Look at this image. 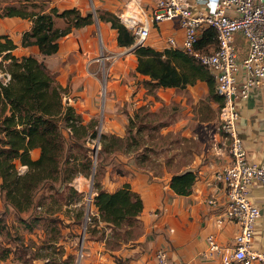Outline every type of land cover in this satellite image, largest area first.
Segmentation results:
<instances>
[{
	"label": "crops",
	"instance_id": "obj_1",
	"mask_svg": "<svg viewBox=\"0 0 264 264\" xmlns=\"http://www.w3.org/2000/svg\"><path fill=\"white\" fill-rule=\"evenodd\" d=\"M46 2L49 4L34 8H44L48 11L49 8L55 7L60 11L74 7L83 15L88 12L93 14V12L108 11L119 16L128 9L123 8V5L127 4L123 0H46ZM144 13L149 14L148 11ZM140 17L144 18V14ZM96 18L98 20L73 28L60 37L57 51L50 55L41 54L34 44L21 45L22 33L31 26V20L28 18L0 14V34L8 35L16 44V47L12 49L15 56L30 54L44 62L54 74L57 84L63 88L65 102L71 104L84 121L96 119L97 124L102 126V133L114 135L122 141L129 119L134 118L136 110L140 107L139 102L142 101V93L145 90L143 79L148 77L135 70L134 52L124 51L126 47L117 44V32L111 27L110 22ZM64 22L66 23L64 18L56 17L54 26L61 28L60 24ZM172 32H175L177 37L182 35L176 18L157 23L151 30L148 45L162 50L166 47L165 37ZM234 43L239 57H242L247 49L246 39L240 33H236ZM109 52H115L116 55ZM98 53L100 60H97L99 64H103L104 68H107L106 60L109 57L115 60L111 62L108 70L111 68L115 70L123 60L122 57L126 60V57L130 56L132 70L129 73L124 62L114 78H111L108 83L105 79L104 96L101 100L98 97V76L96 69H93L94 63L97 62L95 56ZM68 56L72 59L69 60ZM154 89L158 106L179 103L183 107L191 108L192 106L185 100L187 95L194 97L192 101L199 99L200 96L197 94L199 90L200 93L204 90L208 95L207 84L202 80L182 88L156 87ZM212 102L218 107L217 101L212 100ZM176 106L179 108L170 107V109L176 112L180 109V105ZM238 108L240 116L237 130L243 138L247 158L251 161L263 162L264 84L252 88L246 98L238 100ZM188 114L191 113L188 112ZM185 122L184 116L177 117L173 127L183 125ZM170 124L163 125L166 127L161 131L169 130ZM114 151L119 152H115L116 156L112 157L111 162L104 165V173L98 181L101 188L107 191H114L124 183H128L132 190L139 193L143 203V208L137 216L140 233L127 241L120 240L118 246L109 247L105 240L110 239L112 235L108 231L110 229H106L103 239L93 238L94 240L86 241L82 260L78 264H117L119 261L122 264H155L154 252L158 248L165 249L177 264H222L218 257L204 256L201 253L206 248V238L209 234H213L221 244H229L239 230V225L235 222H226L223 225H217L215 222V216L225 202V193L221 182L214 175L228 162V148L227 153L221 150L222 153L227 154L225 160L212 159L205 166L198 168L189 164L182 170L163 168L162 173H155L151 168L141 167L139 162L133 159V150L130 152L126 147L121 146ZM38 154V148L31 151L33 158H36ZM186 169L196 170L198 177L190 194L178 195L170 188L169 181L172 174ZM209 198H214L216 204L208 203ZM250 199L259 210L254 226L252 247L264 253V187L254 185L251 188ZM92 210L96 213L93 208ZM6 261L9 264H18L9 258ZM253 264H263V262L255 261Z\"/></svg>",
	"mask_w": 264,
	"mask_h": 264
},
{
	"label": "trees",
	"instance_id": "obj_2",
	"mask_svg": "<svg viewBox=\"0 0 264 264\" xmlns=\"http://www.w3.org/2000/svg\"><path fill=\"white\" fill-rule=\"evenodd\" d=\"M3 11L2 14L6 16L15 15L31 20L30 28L22 33L21 45L34 44L43 55L55 53L59 45L58 39L73 28L94 21L91 12L83 15L74 7L60 11L51 7L45 11L44 8L6 5ZM56 17L64 18L66 26L55 27ZM97 17L110 22L117 32L116 41L119 46L128 47L134 42L132 32L115 14L99 13ZM214 35V29L207 27L198 46L212 47ZM15 47L16 44L8 35L0 34V67L2 61H7L6 71L10 74L8 81H0V195L4 204L17 216L18 222L29 231L36 230L35 225L40 218L47 219L46 226L51 225V230L58 231L57 223H62V218L31 212L40 205L35 200L38 190L47 180H57L60 177L61 182H68L74 177L77 172L74 171L73 164L76 155L65 153L66 149L70 151L73 147H81L88 137L98 136L100 149L103 150L108 146V136L98 134L96 119L84 121L71 104L63 102V88L54 83L42 60L30 54L17 57L12 53ZM133 52L136 56L135 70L148 77L143 79V83L149 88L184 87L202 80L207 84L208 97L222 104L221 96L214 90L212 75L192 56L177 48L165 47L158 50L149 45L137 46ZM63 128L67 129V136L63 133ZM109 139H112L110 144L118 141L114 135L109 136ZM34 148L39 149L36 158L31 156ZM17 165H25L26 170L20 173ZM90 165V158H86L83 167L89 169ZM197 177V171L191 169L174 173L169 181L170 188L178 195H188ZM93 186L95 194L91 204L96 211L93 219L103 222L104 227L110 228L115 235L120 230L127 231L139 225L137 216L143 208L142 199L128 183L114 191H107L101 188L95 178ZM68 188L73 189L72 186ZM82 214L80 209L79 215ZM1 229L7 228L0 215ZM6 233L11 235L7 230ZM44 242L36 249L17 240L15 244L1 248L0 260L12 258L13 261L26 264L35 258H47L42 264H54L55 257L48 255L47 251L41 252L57 242V237ZM74 260L75 255L69 252L63 259V264H74ZM117 264L122 263L119 261Z\"/></svg>",
	"mask_w": 264,
	"mask_h": 264
},
{
	"label": "rangeland",
	"instance_id": "obj_3",
	"mask_svg": "<svg viewBox=\"0 0 264 264\" xmlns=\"http://www.w3.org/2000/svg\"><path fill=\"white\" fill-rule=\"evenodd\" d=\"M123 1L126 2L127 0ZM147 3L148 0H142V4ZM48 4L46 0H0V7L15 5L21 6L22 8H34L35 6L42 7ZM124 7L125 5H123V8ZM0 9V14L3 15V8ZM106 12L108 11L93 12V20H98L96 18L97 14ZM116 16L121 22L119 15L117 14ZM60 26L62 28L66 26V23H61ZM153 28H155V26ZM178 29L179 32L181 31L182 33V27L179 23ZM170 34L175 35V32ZM150 39L151 34L146 40V45H148ZM114 50L116 52L118 51V49ZM124 51H128L127 47ZM109 53H114L116 55L115 52ZM129 57L130 56L126 57V60L122 57L123 60L120 61L118 64L119 67L117 66L115 70L114 68L108 70V67L111 66V62L113 63L115 60L109 57L108 60H106L107 68H104L103 64H99L98 61L100 60V54L98 53L97 56H95V59L98 60L94 63L93 69H96V74L98 76V97L100 100L102 96H104L103 86L105 85V79L108 83L111 78H114L121 70L120 68L123 67L124 62L126 63V69H129V73H131V59ZM68 59L71 60L72 57L68 56ZM6 67L7 61H2L0 67V81L2 82H6L10 78V74L6 71ZM47 71L52 76L54 83L57 84L56 78H54L55 76L51 73V70L47 68ZM143 85L145 90L142 93V101L139 102L141 103L139 105L140 107H138L136 112L134 111L136 114L134 118L129 117L130 119L126 126L123 140L119 141L117 137L118 141L110 144L112 139H109V136L112 135H107L108 146L101 150L99 137H88L86 142L82 143L81 147H73L70 151L66 149L65 153L71 152L73 155H76L74 156L73 164L75 165L74 171L77 172L74 177L68 182H61L60 177L57 180H47L38 190L35 200L39 202L40 205L35 207L31 212H34V214L42 212L44 216H57L62 218L63 222L57 223L58 231L51 230V225L46 226L47 219L45 220L43 218H40L35 225L36 230L29 231L22 223L18 222L17 216L4 204L3 198L0 195V215L7 228L0 230V250L5 245L15 244L17 240H21L25 244L32 245L37 249L38 246L45 244L44 240L57 237V242H53V245L50 247L43 248L44 251L42 249L43 252L41 253L47 251L48 255L56 258L54 264H63V259L66 258L69 252H72V254L75 255L74 264H78L80 260H82L84 245L87 243L86 241L91 239L94 240L93 238H95V240L103 239L105 230L110 229L104 227V225H102L103 222L93 219L94 211L92 210L91 204L92 195L95 194L93 180L95 178L98 180V178L102 177L105 169L104 165L111 162L113 159L112 157L116 156L114 153L119 152L114 151V149H118L121 146L126 147L130 152L133 150V159L139 162L141 167L151 168L155 173H160L163 168H166V170H182L187 168V164H189V166L195 165V167L198 168L202 165L205 166L212 159L218 161L220 159L225 160V157H227L225 153H227L229 142L225 138L218 123V107L213 104L212 99L205 94L204 90L202 93L199 92V89V91L197 90L199 92H197V94L200 97L196 101H192L194 99L193 96L187 95L185 99L186 103L193 108H186L183 107L182 104L174 103L180 105V109L175 112L170 109V107H177L174 104L170 106L159 104L160 106H158L155 89L149 88L146 84ZM62 100L65 102L64 97ZM188 112L191 114H188ZM183 116L186 118V122L183 124L184 126L179 125L178 127H173L175 119ZM169 123H171L169 125L170 129L161 131L166 127H163V125ZM96 129L98 134L102 133V126L100 127L97 124ZM183 129L184 131H182ZM66 131L67 129L63 128L65 136H67ZM221 150L226 152L222 153ZM94 151H96L95 167L93 166ZM86 158H90L91 160L89 169L83 167ZM17 167L20 173L26 170L25 165H17ZM68 186H72L73 189H69ZM80 209L83 211L82 215H79ZM23 215L25 216L27 214ZM6 230L11 235H7ZM108 231L111 232L112 237L105 240V242L109 247H114L120 244V240L127 241L123 240V238H132L139 234L140 227L134 226L131 227V229H127V231L120 230L119 234L116 235L113 234L111 230ZM81 237L83 238L82 241ZM62 248L63 251H61ZM10 260L12 261V258H10ZM44 260L47 261V258H35L26 264H30L31 262L32 264H42L45 262ZM4 261L6 260H0V264H9L8 261ZM17 263L21 264L20 262Z\"/></svg>",
	"mask_w": 264,
	"mask_h": 264
},
{
	"label": "built area",
	"instance_id": "obj_4",
	"mask_svg": "<svg viewBox=\"0 0 264 264\" xmlns=\"http://www.w3.org/2000/svg\"><path fill=\"white\" fill-rule=\"evenodd\" d=\"M141 1L127 0L128 9L119 16L134 37L127 50L146 45L157 23L176 18L182 35L166 36V47L180 49L204 65L214 79V90L222 98V104H218V123L229 142V160L214 175L225 193V202L215 222L217 225L235 222L239 230L229 244H221L209 234L201 254L218 257L222 264L255 261L264 264V253L252 247L259 210L250 199L254 185L264 187V161L247 158L243 138L237 130L238 100L246 98L252 88L264 84V0H148L147 4ZM145 11L149 14L145 15ZM207 27L214 29V45L200 47L198 44ZM236 33L247 42L242 57L234 43ZM207 201L216 204L214 198ZM154 259L155 264H177L162 248L155 250Z\"/></svg>",
	"mask_w": 264,
	"mask_h": 264
},
{
	"label": "water",
	"instance_id": "obj_5",
	"mask_svg": "<svg viewBox=\"0 0 264 264\" xmlns=\"http://www.w3.org/2000/svg\"><path fill=\"white\" fill-rule=\"evenodd\" d=\"M95 156H96V151H94V156H93V166L95 167ZM93 176V175H92ZM83 237V236H82ZM81 237V241L83 240V238ZM81 250V249H80ZM81 254V252H80Z\"/></svg>",
	"mask_w": 264,
	"mask_h": 264
}]
</instances>
